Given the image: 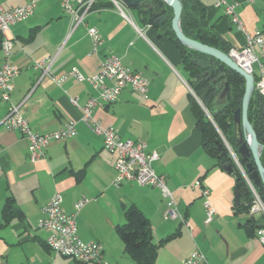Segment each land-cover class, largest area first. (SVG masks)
<instances>
[{"label":"crops","instance_id":"obj_1","mask_svg":"<svg viewBox=\"0 0 264 264\" xmlns=\"http://www.w3.org/2000/svg\"><path fill=\"white\" fill-rule=\"evenodd\" d=\"M28 1L0 0V6ZM34 1L33 13L10 27L14 47L9 61L20 71L9 100H0V119L11 104H19L33 131L48 133L72 120L76 134L50 139L44 158L31 162L20 131L0 125V264L74 263L46 247L47 233L38 226L40 207L55 192L62 195L67 213L74 211L77 200L87 198L76 212V234L101 244L104 263L100 264H134L115 230L130 205L150 222L152 242L158 244L154 264H183L196 247L204 253L206 264H264V245L255 236L262 215L236 208L234 178L204 149L191 110L190 95H195L173 41L145 22L136 8L117 0H95L74 28L60 0ZM200 1L207 21L230 47H242L246 33L264 29V0H225L236 4L245 32L231 22L223 4L216 6L218 0ZM91 26L101 35L98 45L87 34ZM109 55H117L148 79L147 94L125 87L115 102L99 101L92 115L102 126L115 127L122 138L145 142L146 152H157L153 168L166 177L180 214L177 218L164 217L166 200L157 187L131 181L113 185L115 154L104 149L102 136L81 119V106L97 91L71 75L57 82L72 69L92 75ZM40 60L48 68L44 75L34 67ZM197 180L208 188L216 210L209 223L204 222L205 198L194 187ZM8 200L20 214L6 220L3 207ZM252 217L255 226L250 232L246 223Z\"/></svg>","mask_w":264,"mask_h":264},{"label":"built area","instance_id":"obj_2","mask_svg":"<svg viewBox=\"0 0 264 264\" xmlns=\"http://www.w3.org/2000/svg\"><path fill=\"white\" fill-rule=\"evenodd\" d=\"M95 0H60L63 9L72 17V28L83 22L85 14L91 9ZM117 2L116 0H114ZM254 1V0H248ZM223 4L224 12L229 16L236 28L245 32L241 19L236 15L235 3H227L225 0H218L216 6ZM35 8V1L30 0L25 4L4 8L0 6V100H9L13 91V80L20 69L10 63V57L14 47V38L11 34V24L29 17ZM150 26V25H148ZM87 34L94 45L102 42L101 35L97 28H87ZM247 73L253 76L254 88L264 95V29H257L253 33H246V40L242 47H230L227 53ZM44 60L36 61L34 67L42 69V74L47 73V67L43 66ZM257 64V72L253 65ZM66 75H71L76 81H85L97 91V95L91 96L81 106L82 121L96 134L102 136L105 150L115 154L113 185L118 187L123 182L131 181L139 185L157 187L166 200L165 218L174 219L180 216L172 190L167 186L166 177L155 172L153 161L158 158L156 151L146 152V144L143 141L131 138H122L117 129L111 125L102 126L98 119L92 115L93 108L97 103L111 104L118 100L121 90L125 87L146 96L148 90V79L141 73L125 66L117 55H109L98 64L95 72L85 76L77 69L70 70ZM107 81L112 82L108 84ZM76 105V99H72ZM0 125L8 129H17L27 140L28 156L31 162H36L45 155V147L50 139H62L72 137L76 134L74 122L67 121L62 127L48 133H38L31 129L28 121L19 111V104H11L5 116L0 119ZM226 144V148L232 157V161L241 170L247 187L251 192V204L248 212L250 214L260 213L262 215L261 225L258 226L255 236L264 245V202L261 200L256 189L248 180L242 169L237 154ZM194 187L200 190L204 196L203 206L205 209V223H209L216 210L209 199V190L200 180L194 183ZM62 195L55 192L47 202L40 207L38 226L46 231L45 244L57 255L70 257L73 264H100L102 261V247L96 240H82L77 233L76 212L87 201L83 197L74 203V211L65 212L62 206ZM183 264H206L204 253L196 247L184 259Z\"/></svg>","mask_w":264,"mask_h":264},{"label":"trees","instance_id":"obj_3","mask_svg":"<svg viewBox=\"0 0 264 264\" xmlns=\"http://www.w3.org/2000/svg\"><path fill=\"white\" fill-rule=\"evenodd\" d=\"M154 1L158 5L155 10H148L147 12L140 8H137V10L145 22L158 27L164 35H167L180 52L182 66L187 73V83L192 87L195 94V97L190 95L191 110L196 118V125L202 133L204 149L217 158L219 151L217 150L218 144L216 141L218 140L223 144L222 151H224V155L217 158V162L221 165L224 162L234 163L222 142L220 134L225 137L231 146L230 148L236 153L233 114L237 108L241 107L245 80L240 74L212 56L180 43L174 32L171 31L172 10L169 7L165 11L164 19L158 24L156 20L162 14L159 12V8L163 6V2L161 0ZM181 2L180 26L184 34L228 53L230 46L213 29L212 24L207 21L205 7L202 2L200 0H181ZM199 60H202V62ZM225 82L228 84L226 101L217 104L215 110H213L215 105L213 100L223 88ZM196 97L200 99L203 107ZM247 116L258 141L264 145V95L255 88L249 100ZM260 160L264 165V149ZM234 168L240 178L243 179L235 163ZM256 191L264 202V189L256 188ZM251 198V193H249L236 208L248 212ZM3 210V216L6 220L14 214H20L18 208L13 205L12 200L5 203ZM124 218V222L115 227L116 233L124 245V250L132 257L134 264H154L158 244L152 242V228L148 218H145L141 210L134 205H130L125 209ZM261 221L262 219L257 221L256 229L261 225ZM254 226V218L252 217L246 223V227L248 231L253 232Z\"/></svg>","mask_w":264,"mask_h":264},{"label":"water","instance_id":"obj_4","mask_svg":"<svg viewBox=\"0 0 264 264\" xmlns=\"http://www.w3.org/2000/svg\"><path fill=\"white\" fill-rule=\"evenodd\" d=\"M122 6L127 8H140L144 12L148 10H155L158 5L154 0H117ZM163 2V6H160L159 12L162 13L157 18L156 22L160 24L165 16V11L169 7L172 10L171 17V31L174 32L176 38L185 46L199 51L201 53L207 54L225 64L230 69L234 70L238 74H240L244 80V93L242 96L241 107L237 108L233 114V122H234V134H235V145L236 153L239 156L238 160L242 163V169L248 177V180L256 189H264V165L262 164L261 154L264 149V145H262L254 132V129L248 120V105L251 94H253L254 90V80L253 76L246 71H244L240 66L233 61L229 55L222 50L210 46L205 43H201L195 39H192L186 36L181 29L180 26V16L182 12V2L181 0H161ZM228 93V84L225 82L223 88L219 91V93L215 96L214 109L217 104H221L226 101V97ZM218 144L217 150L219 151L217 158H220L224 155L223 144L218 140L216 141ZM235 163V162H234ZM234 163L232 162H224L221 167L224 171L230 174L235 180L234 186V205H240L246 196H248L250 190L247 187V183L244 179H241L237 174V170L234 168ZM239 172L242 175L241 170L238 168ZM243 177V175H242ZM245 181V182H244Z\"/></svg>","mask_w":264,"mask_h":264},{"label":"rangeland","instance_id":"obj_5","mask_svg":"<svg viewBox=\"0 0 264 264\" xmlns=\"http://www.w3.org/2000/svg\"><path fill=\"white\" fill-rule=\"evenodd\" d=\"M200 62H202V60H199ZM253 67H254V69H255V71L257 72V64H254L253 65ZM189 85V84H188ZM189 87H190V89H191V91L193 92V90H192V87L189 85ZM193 94H194V92H193ZM195 95V94H194ZM197 98V97H196ZM197 101L199 102V104L203 107V104H202V102L200 101V99L199 98H197ZM205 110V109H204ZM208 116H209V114H208ZM210 117V116H209ZM220 136H221V138H222V142L224 143V145L226 146V139H225V137L222 135V134H220ZM227 145L229 146L228 148H230L231 146L228 144V142H227ZM227 147V146H226ZM232 151H233V149L232 148H230ZM258 216H261V214L258 212H256V214H255V217H258Z\"/></svg>","mask_w":264,"mask_h":264},{"label":"flooded vegetation","instance_id":"obj_6","mask_svg":"<svg viewBox=\"0 0 264 264\" xmlns=\"http://www.w3.org/2000/svg\"><path fill=\"white\" fill-rule=\"evenodd\" d=\"M155 2V1H154ZM140 8H143V7H140ZM137 9V8H136Z\"/></svg>","mask_w":264,"mask_h":264},{"label":"bare ground","instance_id":"obj_7","mask_svg":"<svg viewBox=\"0 0 264 264\" xmlns=\"http://www.w3.org/2000/svg\"><path fill=\"white\" fill-rule=\"evenodd\" d=\"M244 179V178H243ZM245 182V181H244ZM249 193H251V192H249Z\"/></svg>","mask_w":264,"mask_h":264}]
</instances>
